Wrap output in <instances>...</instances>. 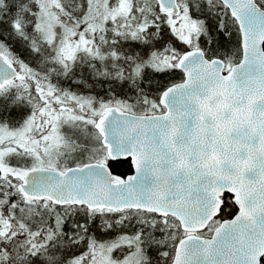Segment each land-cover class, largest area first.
<instances>
[{
    "label": "snow or ice",
    "instance_id": "6c2138e0",
    "mask_svg": "<svg viewBox=\"0 0 264 264\" xmlns=\"http://www.w3.org/2000/svg\"><path fill=\"white\" fill-rule=\"evenodd\" d=\"M0 264H264V0H0Z\"/></svg>",
    "mask_w": 264,
    "mask_h": 264
}]
</instances>
